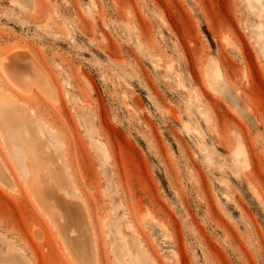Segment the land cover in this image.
Masks as SVG:
<instances>
[{
    "label": "rangeland",
    "instance_id": "1",
    "mask_svg": "<svg viewBox=\"0 0 264 264\" xmlns=\"http://www.w3.org/2000/svg\"><path fill=\"white\" fill-rule=\"evenodd\" d=\"M0 99V264H78L65 186L92 264H264V0H0Z\"/></svg>",
    "mask_w": 264,
    "mask_h": 264
},
{
    "label": "bare ground",
    "instance_id": "2",
    "mask_svg": "<svg viewBox=\"0 0 264 264\" xmlns=\"http://www.w3.org/2000/svg\"><path fill=\"white\" fill-rule=\"evenodd\" d=\"M26 63L27 62H17L15 66H7L9 68L8 71L10 72V75L14 78V80L16 82L20 81L24 84L28 81H32L38 85H45L46 82L44 78L37 75L34 71H25L27 66ZM7 106L9 108L6 107L3 110H1L0 108V124L2 123L3 126L8 124L9 122H14L19 127H22L23 129L26 128L24 122H26L25 120H27V118L21 115L17 111V108L14 107V105L7 104ZM10 106L13 107L10 109ZM0 128L1 132L4 135H6V133H8L9 131L7 128ZM12 131L13 130L11 129L10 134L12 133ZM69 188V186H65L62 189L55 190L43 187L40 194V199L43 204H45L46 207H48L52 212L56 224L58 225L62 236L67 239L69 246L71 248H75V253H77V263L92 264L91 261H88L86 258L79 255H82L83 251H85L86 248H89V246H85V239L82 234L83 231H87V217L81 207L80 202L70 199L71 190ZM118 235L121 236L120 240L124 243V247H120L119 245L117 246V244L116 246L113 245L114 254L118 264H151L150 260L138 249L137 244H135L137 243V241H135L134 243V237L132 235L127 236L126 234H124V232L121 231H118Z\"/></svg>",
    "mask_w": 264,
    "mask_h": 264
}]
</instances>
